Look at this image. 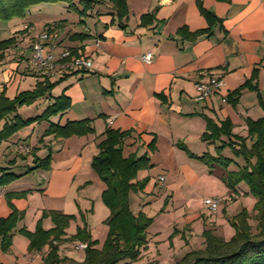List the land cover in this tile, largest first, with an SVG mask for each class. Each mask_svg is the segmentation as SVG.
<instances>
[{
	"label": "crops",
	"instance_id": "obj_1",
	"mask_svg": "<svg viewBox=\"0 0 264 264\" xmlns=\"http://www.w3.org/2000/svg\"><path fill=\"white\" fill-rule=\"evenodd\" d=\"M79 1L72 4L81 9ZM126 6L125 28L111 24L114 13L109 0L94 3L81 18L67 2L40 3L28 8L22 18L0 24V37H6L0 41L15 38L0 58V93L8 98L33 89L41 80L29 62L31 45L41 32L51 35L44 53L57 58L65 49H77L78 56L90 62L87 70L49 77L56 82L55 95L26 106L30 112L22 117L41 114L59 95L68 98L67 110L20 129L0 145V160L20 175L0 186V218L12 210L21 214L9 250H0V264H43L46 247L29 252L28 239L18 231L33 232L44 211L73 216L66 238L85 226L96 247L102 246L110 212L101 200L105 185L91 161L106 129L130 133L122 144L124 158L143 154L149 158V167L137 171L134 179L145 181L144 187L129 194L131 211L152 218L136 264H172L203 246L204 229L229 240L234 234L229 218L242 208L254 214L255 199L248 187L239 183L232 191L223 182L225 173L237 170L243 159L234 157L229 146L219 152L233 160L226 169L209 168L197 157H217L216 148L223 144L237 147L239 138L247 137V121L263 116L259 95L264 101V0H126ZM201 11L215 17L210 33L194 40L178 35L180 28L193 33L209 27ZM146 15L151 17L143 18ZM147 52L152 54L149 64L142 60ZM254 70L252 83L260 94L247 89L233 94ZM211 77H223L225 90L196 101L194 84ZM222 95L227 97L225 102ZM43 102L45 108L40 110ZM206 118L216 125L229 120L231 135L214 143L203 141ZM76 121H89L92 132L67 138L44 135L50 123ZM48 153L47 165L29 171L37 165L36 159ZM215 196L222 202L211 212L202 200ZM41 226L47 230L53 224L46 217ZM73 243L86 244L66 241L59 245V255L81 261L75 253L83 250H70Z\"/></svg>",
	"mask_w": 264,
	"mask_h": 264
},
{
	"label": "trees",
	"instance_id": "obj_2",
	"mask_svg": "<svg viewBox=\"0 0 264 264\" xmlns=\"http://www.w3.org/2000/svg\"><path fill=\"white\" fill-rule=\"evenodd\" d=\"M101 0H80L81 9L72 4V0H0V21L13 18H22L31 6L40 3L67 2L73 6L79 17L86 15L87 10ZM114 13L111 24H117L125 28L122 23L127 16L126 0H109ZM206 18L209 27L203 31L189 33L185 28H180L177 34L185 39L194 40L202 34H209L211 26L215 22L213 14L201 11ZM151 17V15L143 16ZM56 27V24L54 25ZM53 26V30L54 27ZM80 39L86 36L77 35ZM15 43L11 37L0 41V58L3 52ZM71 56H78L77 49H69ZM256 78V70L249 80L245 81L233 94L243 89L257 91L253 80ZM56 82L48 77H41L31 90L20 91L13 98L0 93V145L20 129L35 122L49 121L50 118L62 114L70 106V102L64 95L53 97L52 103L46 106L44 111L36 116L23 118L18 110L23 106L33 104L39 98H52L51 91ZM259 103L263 110V116L258 120L247 121V137L239 138V144L234 147L223 144L216 148L217 157L204 154L197 157L209 168L219 165L223 168L233 161L222 156L219 152L229 146L234 157L242 158L244 164L237 170L227 171L223 182L229 190H234L239 183H244L249 194L254 197L253 215L245 209H240L229 218V224L234 229V234L229 240H224L211 229H204L202 237L203 246L187 251L181 258L172 264H264V101ZM205 131L201 135L203 141L214 143L221 136H230L232 125L229 120L216 125L211 119L206 118ZM92 132L89 121L67 122L64 125L50 123L44 131V135H53L55 138H67L73 135H85ZM128 131L106 129L103 139L98 143V153L92 158L91 168L104 183L105 188L101 194L103 204L109 209V216L105 219L107 235L100 248L96 242L91 241L86 227L77 228L70 237H65V229L68 227L72 215H66L58 211H44L37 221L33 232L21 228L18 232L28 239V251L35 252L46 247V253L42 257L43 264H136L140 259L141 248L147 243L146 230L152 223V218L144 213L134 214L130 209L129 194L137 189H142L144 182H134L137 171L149 167V158L146 154L140 157L122 156V144L129 135ZM246 139L251 143L246 144ZM37 165L29 171L45 166L50 162V153L42 159H36ZM5 166H0V186H6L19 178ZM49 217L53 226L43 229L41 220ZM21 214L15 210L5 218H0V250L7 252L12 244V237ZM251 219L255 222L252 224ZM66 241L86 242L81 261L59 255V245ZM140 264H158L156 262H144Z\"/></svg>",
	"mask_w": 264,
	"mask_h": 264
},
{
	"label": "built area",
	"instance_id": "obj_3",
	"mask_svg": "<svg viewBox=\"0 0 264 264\" xmlns=\"http://www.w3.org/2000/svg\"><path fill=\"white\" fill-rule=\"evenodd\" d=\"M105 1V0H101ZM24 29H30L28 25H24ZM50 34L47 32H41L37 35L35 40L31 45V56L29 59L30 64L37 70L40 76L42 77H51L58 72L65 73L67 71L74 70H87L90 68V62L79 56H71L69 50H63L62 53L56 58L50 53H44L45 41L50 38ZM60 62V69H57V62ZM152 59V54L150 52L145 53L142 56L144 63L149 64ZM226 83L223 77H211L205 82H196L194 84L196 101H202L208 99L212 94L217 92H222L225 90ZM221 100L225 102L227 97L222 95ZM26 151L27 149H22ZM164 176L161 175L158 177L159 184H163ZM203 205L211 212H214L218 209L219 205L222 202V198L215 197H206L202 200ZM72 247L74 250H84L86 248L85 243H73Z\"/></svg>",
	"mask_w": 264,
	"mask_h": 264
},
{
	"label": "rangeland",
	"instance_id": "obj_4",
	"mask_svg": "<svg viewBox=\"0 0 264 264\" xmlns=\"http://www.w3.org/2000/svg\"><path fill=\"white\" fill-rule=\"evenodd\" d=\"M0 24H9V23L3 21V22H0ZM1 38L3 39V38H6V37H3V35H1L0 39H1ZM54 93H55V92L52 90V91H51V94H52V95H55ZM39 108H40V110H43V109L45 108V102L41 103L40 106H39ZM28 109H31V108H27L26 106H23V107L19 110V114H20L21 116L25 117L26 114H27L28 112H30ZM31 113H33V112H31ZM33 114H34V113H33ZM0 166H6V164H5L2 160H0ZM67 249H68V248H67ZM70 250L74 251L73 247H71ZM75 257H76V258L83 257V252L81 251L78 255H77V253H75Z\"/></svg>",
	"mask_w": 264,
	"mask_h": 264
}]
</instances>
